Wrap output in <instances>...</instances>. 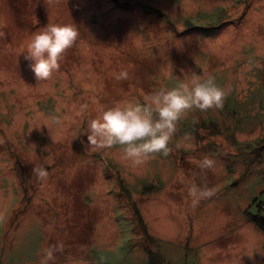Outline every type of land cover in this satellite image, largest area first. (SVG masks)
Wrapping results in <instances>:
<instances>
[{
  "label": "rangeland",
  "instance_id": "1",
  "mask_svg": "<svg viewBox=\"0 0 264 264\" xmlns=\"http://www.w3.org/2000/svg\"><path fill=\"white\" fill-rule=\"evenodd\" d=\"M46 23L77 36L37 80L23 50ZM193 73L226 94L186 109L166 153L87 140L101 107ZM250 215L264 219V0H0V264H264Z\"/></svg>",
  "mask_w": 264,
  "mask_h": 264
},
{
  "label": "clouds",
  "instance_id": "2",
  "mask_svg": "<svg viewBox=\"0 0 264 264\" xmlns=\"http://www.w3.org/2000/svg\"><path fill=\"white\" fill-rule=\"evenodd\" d=\"M76 36L75 26L68 23H46L29 35L23 51L37 80L50 75ZM115 76L124 78L127 71L122 69ZM225 94L214 75L193 73L174 87L151 91L142 102L129 99L101 107L84 133L88 141L99 146L119 145L126 158L138 162L149 154L167 152L175 122L186 109L220 107ZM36 170L39 177L46 176L43 166Z\"/></svg>",
  "mask_w": 264,
  "mask_h": 264
},
{
  "label": "trees",
  "instance_id": "3",
  "mask_svg": "<svg viewBox=\"0 0 264 264\" xmlns=\"http://www.w3.org/2000/svg\"><path fill=\"white\" fill-rule=\"evenodd\" d=\"M248 218H249L250 222H252V224H254L260 231H262L264 233V219L263 218H261L259 215H250V216H248ZM138 220H139V227L143 229L144 226H143L141 218L139 217ZM144 232L146 233L145 230H144Z\"/></svg>",
  "mask_w": 264,
  "mask_h": 264
},
{
  "label": "crops",
  "instance_id": "4",
  "mask_svg": "<svg viewBox=\"0 0 264 264\" xmlns=\"http://www.w3.org/2000/svg\"><path fill=\"white\" fill-rule=\"evenodd\" d=\"M254 225V224H253ZM255 226V225H254ZM256 227V226H255ZM257 228V227H256ZM262 232V231H261ZM263 233V232H262ZM264 234V233H263ZM211 243L210 241L204 242L203 244H209ZM214 253V252H213ZM60 264L65 263V264H83L81 258L79 257H74V258H70L69 256H64L63 258L60 257Z\"/></svg>",
  "mask_w": 264,
  "mask_h": 264
}]
</instances>
